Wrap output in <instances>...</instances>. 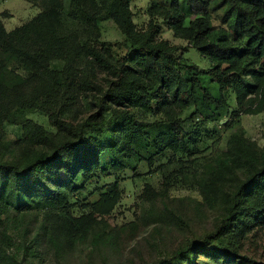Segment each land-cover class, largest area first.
Returning a JSON list of instances; mask_svg holds the SVG:
<instances>
[{"label":"trees","instance_id":"1","mask_svg":"<svg viewBox=\"0 0 264 264\" xmlns=\"http://www.w3.org/2000/svg\"><path fill=\"white\" fill-rule=\"evenodd\" d=\"M131 1L69 0L67 8L65 0H43L45 8L12 31L0 13V127L21 124V141L39 148L23 161L0 159V226L9 205L62 206L69 193L84 189L101 170L107 148L123 151L129 160L189 150L198 137L180 114L192 105L206 115L213 105L223 107L225 92L232 89L238 104L258 97L257 111L264 109V0L152 3L148 13L161 21L151 19L144 30L135 27ZM220 10L218 26L212 13ZM107 18L126 36L124 53L116 54L114 44L99 39L100 21ZM164 26L209 60L218 98L203 85L198 66L183 56L185 48L159 39ZM57 61L62 69L52 65ZM100 68L113 77L105 89L97 77ZM92 91H98L97 109L82 123L74 125L57 112L61 97ZM38 107L49 114L56 133L26 117ZM137 112L164 119L152 124ZM108 193L101 191L103 200ZM232 194L227 216L211 238L236 220H264V164L240 180ZM202 247L229 261L264 264L219 244Z\"/></svg>","mask_w":264,"mask_h":264},{"label":"rangeland","instance_id":"2","mask_svg":"<svg viewBox=\"0 0 264 264\" xmlns=\"http://www.w3.org/2000/svg\"><path fill=\"white\" fill-rule=\"evenodd\" d=\"M172 1L132 0L136 29H146L151 19L161 21L148 13L152 3L169 7ZM65 6L69 7V0ZM44 8L43 0H0L8 31L28 23ZM212 16L221 26L222 11ZM99 25V39L114 44L116 54L124 53L126 36L115 21L107 18ZM159 39L184 47L183 56L198 66L203 85L220 96L218 84L209 76L207 58L165 26ZM52 65L62 69L63 63ZM97 77L102 89L113 78L101 68ZM97 95L98 91L87 92L74 97V103L61 97L56 110L78 125L97 109ZM259 107L258 97L238 104L230 89L223 107L213 105L200 116L192 105L180 114L187 130L198 137L194 144L189 142V150L129 160L123 151L107 148L101 154V170L84 189L69 193L62 206L9 205L1 216L0 264H253L240 258L226 260L221 252L201 249L203 244L226 246L264 263V220H236L219 237H210L227 216L240 180L264 164V109L257 111ZM137 116L152 124L164 119L154 113L137 112ZM26 117L48 131H58L39 107ZM22 138L21 124L4 122L0 159L33 157L39 148ZM61 174L65 176L64 171ZM105 189L107 200L100 195Z\"/></svg>","mask_w":264,"mask_h":264}]
</instances>
